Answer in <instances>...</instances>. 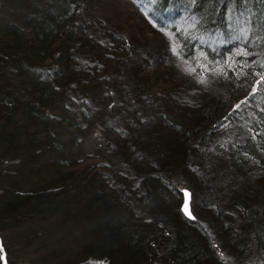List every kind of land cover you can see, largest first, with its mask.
<instances>
[{"label": "trees", "instance_id": "16d2710c", "mask_svg": "<svg viewBox=\"0 0 264 264\" xmlns=\"http://www.w3.org/2000/svg\"><path fill=\"white\" fill-rule=\"evenodd\" d=\"M117 1L0 0V264H264V0Z\"/></svg>", "mask_w": 264, "mask_h": 264}, {"label": "rangeland", "instance_id": "374dc122", "mask_svg": "<svg viewBox=\"0 0 264 264\" xmlns=\"http://www.w3.org/2000/svg\"><path fill=\"white\" fill-rule=\"evenodd\" d=\"M113 2L115 3V5H117V9H118V11H120V14L123 13L124 18H123V23H121L122 26H125L127 29L131 28L132 30L143 34L148 39H151L150 34H148L146 32V30L143 28V25H141V23L138 22V19L136 18V16L132 15V10L130 9L129 6H127V4L125 2L122 4H118V1L116 2V0H113ZM161 66H163L162 68H160L161 69L160 70L161 76L167 75L168 79H171L177 85L184 84L183 78L178 79L176 77V76H179L178 70H177L180 68L179 65L176 64L174 66L173 63H170V65L165 64V65H161ZM184 80H186V82L188 83V79L186 77L184 78ZM98 140H99V132L97 130H92L91 132L88 133V135L86 137V142H84L83 149L85 151H87V150L89 151V150L93 149L94 145L98 142ZM9 236H6V241H7V237H9ZM11 236L13 237L14 240H16L17 238L20 237V234L16 235L17 238H15V236H13L12 234H11ZM13 239L10 238L9 240H13Z\"/></svg>", "mask_w": 264, "mask_h": 264}, {"label": "snow or ice", "instance_id": "6c2138e0", "mask_svg": "<svg viewBox=\"0 0 264 264\" xmlns=\"http://www.w3.org/2000/svg\"><path fill=\"white\" fill-rule=\"evenodd\" d=\"M242 31L244 32L245 38H247V35H248L247 31H244V30H242ZM201 82L202 83L204 82L203 77H201ZM237 107H239V106H237ZM183 196L185 198V203H184V206H183V211L185 212L186 215H188V216L191 217V212L189 210V200H190L191 194L188 193L187 191H185L183 193ZM2 251H3L2 246H0V253H2ZM2 258H3L2 255H0V259H2Z\"/></svg>", "mask_w": 264, "mask_h": 264}, {"label": "water", "instance_id": "95a60500", "mask_svg": "<svg viewBox=\"0 0 264 264\" xmlns=\"http://www.w3.org/2000/svg\"><path fill=\"white\" fill-rule=\"evenodd\" d=\"M185 191H187V192L189 193L188 190L184 189V190L182 191V194H183ZM184 203H185V198H184V196H183V201H182V204H181V212H182L183 215L186 216L187 218H193L192 213H191V217H190V216L186 215L185 212L183 211ZM189 210H190V200H189ZM190 212H191V210H190Z\"/></svg>", "mask_w": 264, "mask_h": 264}]
</instances>
